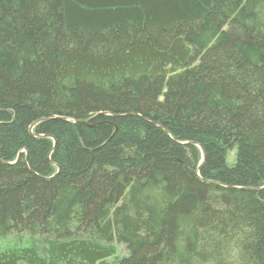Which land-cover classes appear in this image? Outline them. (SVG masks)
<instances>
[{
	"label": "trees",
	"instance_id": "trees-1",
	"mask_svg": "<svg viewBox=\"0 0 264 264\" xmlns=\"http://www.w3.org/2000/svg\"><path fill=\"white\" fill-rule=\"evenodd\" d=\"M14 233L0 264H264V0H0Z\"/></svg>",
	"mask_w": 264,
	"mask_h": 264
},
{
	"label": "rangeland",
	"instance_id": "rangeland-1",
	"mask_svg": "<svg viewBox=\"0 0 264 264\" xmlns=\"http://www.w3.org/2000/svg\"><path fill=\"white\" fill-rule=\"evenodd\" d=\"M230 163V161H229ZM37 241L42 243V239L39 236H31L26 233H14L6 239L0 240V252L8 249L14 248H22L28 246L30 242ZM113 246L116 249L117 255L120 256L123 254V247L118 245L115 241L113 242Z\"/></svg>",
	"mask_w": 264,
	"mask_h": 264
},
{
	"label": "water",
	"instance_id": "water-1",
	"mask_svg": "<svg viewBox=\"0 0 264 264\" xmlns=\"http://www.w3.org/2000/svg\"><path fill=\"white\" fill-rule=\"evenodd\" d=\"M200 151H201V154H202V162H201V165H202V163H203V161H204V153H203V151H202L201 148H200ZM201 165L198 166V168H197L198 171H199V169L201 168Z\"/></svg>",
	"mask_w": 264,
	"mask_h": 264
},
{
	"label": "bare ground",
	"instance_id": "bare-ground-1",
	"mask_svg": "<svg viewBox=\"0 0 264 264\" xmlns=\"http://www.w3.org/2000/svg\"><path fill=\"white\" fill-rule=\"evenodd\" d=\"M201 152V151H200ZM201 162H202V154H201V161H200V164L199 165H201ZM203 164V163H202ZM202 166V165H201ZM198 168V167H197ZM198 171V170H197Z\"/></svg>",
	"mask_w": 264,
	"mask_h": 264
}]
</instances>
